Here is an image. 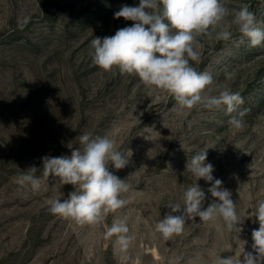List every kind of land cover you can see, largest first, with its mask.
Returning <instances> with one entry per match:
<instances>
[{"label": "rangeland", "instance_id": "1", "mask_svg": "<svg viewBox=\"0 0 264 264\" xmlns=\"http://www.w3.org/2000/svg\"><path fill=\"white\" fill-rule=\"evenodd\" d=\"M221 2L229 9L247 4L264 22V0ZM125 4L138 6L139 0H0V264H214L216 255L252 251L259 223L251 215L264 200V43L217 41L218 28L199 37L200 59L192 64L213 76L211 94L239 92L244 103L233 113L222 106L181 114L173 98L137 76L93 63L91 40L133 23L114 18ZM25 17L30 20L21 30ZM229 30L239 38L237 26ZM232 116L244 121L242 129L228 123ZM84 133L108 136L129 156L123 169L109 164L131 185L122 194L129 203L114 214L127 217L134 236L124 252L116 250L115 237L104 235L113 214L99 226H82L49 212L47 201L66 199L72 185L44 179L42 170L38 193L16 183L30 167L42 169L43 157L82 148ZM206 150L214 178L232 193L241 231H227L221 219L196 217L164 240L155 225L171 212L167 204L183 203V191L196 182L184 175L185 165ZM197 183L206 209L214 199L211 184Z\"/></svg>", "mask_w": 264, "mask_h": 264}, {"label": "clouds", "instance_id": "2", "mask_svg": "<svg viewBox=\"0 0 264 264\" xmlns=\"http://www.w3.org/2000/svg\"><path fill=\"white\" fill-rule=\"evenodd\" d=\"M228 16L232 20L225 25ZM114 18L133 23L112 36L91 40L92 61L103 71L117 69L120 74L137 76L146 87L173 98L178 112L185 115L196 107L212 110L226 106V111L233 113L244 103L239 92L225 89L211 94L213 76L207 71L198 72L192 62L200 59L198 38L210 37L213 28L219 29L217 41H231L237 47L245 41L251 47L264 43V22L257 20L247 4L229 9L221 0H139L138 6L122 5ZM29 20L30 17L24 18L19 25L21 30ZM231 25L237 26L238 39H233ZM244 115L245 111L239 112V117ZM228 123L238 130L244 127V121L236 116ZM79 144L82 148H75L70 156L43 157L42 169L30 167L16 177V183L38 193L43 181L36 173L42 170L44 179L51 176L58 178L56 184L72 185L74 191L66 199L47 201L49 212L78 225L99 226L129 203L122 194L131 185L109 170V164L116 170L125 168L129 156L108 136L93 138L90 133H84L79 136ZM206 159L207 150L188 159L184 175L190 173L196 182L183 191L182 204H167L171 212L156 223L155 230L164 240L180 235L186 223L196 217L203 222L221 219L227 231H241L238 225L242 221L232 193L222 187V180L214 178V166L205 163ZM200 179L211 184L208 192L214 198L206 209L203 208L206 194L197 183ZM251 216L259 223V228L252 231V251L245 252L243 248L236 255H216L214 264H264V200L257 202ZM104 235L106 239L115 237L114 246L119 252L126 251L134 240L127 217L114 215Z\"/></svg>", "mask_w": 264, "mask_h": 264}]
</instances>
